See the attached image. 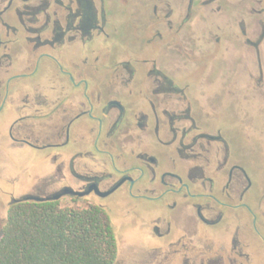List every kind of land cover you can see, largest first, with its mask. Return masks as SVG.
<instances>
[{"label":"flooded vegetation","instance_id":"obj_1","mask_svg":"<svg viewBox=\"0 0 264 264\" xmlns=\"http://www.w3.org/2000/svg\"><path fill=\"white\" fill-rule=\"evenodd\" d=\"M0 115L10 153L42 151L7 209L114 206L124 264H264V182L236 141L255 116L264 137V0H0ZM16 160L0 172L38 163Z\"/></svg>","mask_w":264,"mask_h":264},{"label":"trees","instance_id":"obj_2","mask_svg":"<svg viewBox=\"0 0 264 264\" xmlns=\"http://www.w3.org/2000/svg\"><path fill=\"white\" fill-rule=\"evenodd\" d=\"M110 217L94 203L21 200L9 205L0 235V264H113Z\"/></svg>","mask_w":264,"mask_h":264},{"label":"rangeland","instance_id":"obj_3","mask_svg":"<svg viewBox=\"0 0 264 264\" xmlns=\"http://www.w3.org/2000/svg\"><path fill=\"white\" fill-rule=\"evenodd\" d=\"M120 16L123 19L122 25H121V31H122V37L127 40V42H132L137 34L134 31L133 23L139 19L138 16L129 17L126 15L124 11L119 13ZM222 112L220 113L221 117L224 119H229L234 114L228 112L227 107H223ZM1 116V115H0ZM234 118H241L240 113L235 114ZM254 125L255 129L250 130L248 132H245L243 130L244 126L241 127L242 124L238 127V134L236 136V141L244 146V152L247 156L250 157V172L253 175L254 183H255V189H254V195L256 196L260 190V186H262V183L264 182V137L262 135V132L260 131V125L258 116L254 117ZM243 128V129H242ZM15 151L13 153H10L8 149H6L4 146L0 144V166L2 163H6L7 161L13 164V162L16 161V165L18 164L16 160L17 157H26L30 156L31 158L37 159V165H35L33 168L28 170H18V172L15 174V176L7 177L5 176V172H0V235H1V229L2 226L5 223L6 220V214H7V206H8V200L9 198L5 195L6 192H13L15 190H20L23 188V182H29L30 179L33 177V170H38L40 168V165L42 164V160L39 158L41 157L42 151L31 148L28 146H24L21 148H13ZM14 159V161H10L9 159ZM21 160V159H19ZM39 164V165H38ZM16 165L13 164L12 167H16ZM11 166V165H10ZM23 166V165H22ZM21 164L17 165V169L24 168ZM16 169V170H17ZM1 170V169H0ZM4 173V175H3ZM13 174V173H12ZM15 195L17 193H14ZM68 202H64L62 204H65ZM108 213V212H107ZM110 220L113 224V230L115 233L116 241H117V257L113 264H124L127 263L126 259V246H127V234L128 231H131L129 228V224L126 220L123 219V215L119 211V209L115 208L113 206V209L110 213H108ZM131 227V226H130ZM135 228V227H134ZM261 229L264 231V225L261 223ZM134 231V230H133ZM132 234V233H131ZM253 241L255 243V253L262 254L264 252V246L261 242V238L258 233L253 234ZM259 259V258H257Z\"/></svg>","mask_w":264,"mask_h":264},{"label":"water","instance_id":"obj_4","mask_svg":"<svg viewBox=\"0 0 264 264\" xmlns=\"http://www.w3.org/2000/svg\"><path fill=\"white\" fill-rule=\"evenodd\" d=\"M58 197H59V195L57 194V195H53V196L46 197V198H36V197H30V196H28V197H25L24 199H35V200L41 201V200L57 199Z\"/></svg>","mask_w":264,"mask_h":264}]
</instances>
